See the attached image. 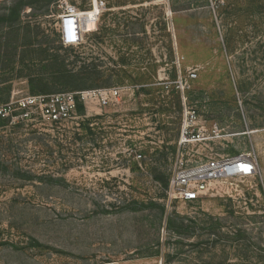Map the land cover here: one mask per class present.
<instances>
[{"label": "rangeland", "instance_id": "1", "mask_svg": "<svg viewBox=\"0 0 264 264\" xmlns=\"http://www.w3.org/2000/svg\"><path fill=\"white\" fill-rule=\"evenodd\" d=\"M113 87L59 124L0 120V264H264V0H0V101ZM185 105L206 139L179 145ZM249 152L255 176L168 195Z\"/></svg>", "mask_w": 264, "mask_h": 264}, {"label": "built area", "instance_id": "2", "mask_svg": "<svg viewBox=\"0 0 264 264\" xmlns=\"http://www.w3.org/2000/svg\"><path fill=\"white\" fill-rule=\"evenodd\" d=\"M58 31L62 45L69 47L80 44L84 38L80 11L66 9L60 13ZM120 90V87H113L12 97L10 101H0V119L11 123L41 119L51 125L59 124L76 113L79 101L85 102L89 97H94L98 102L106 105ZM205 133L204 122L197 120L195 112L190 111L185 105L178 144L204 140ZM136 158H142V154H136ZM258 169V157L253 152L201 158L173 173L168 183V195L185 202L196 201L210 190L214 182L222 179L253 177L258 173Z\"/></svg>", "mask_w": 264, "mask_h": 264}, {"label": "trees", "instance_id": "3", "mask_svg": "<svg viewBox=\"0 0 264 264\" xmlns=\"http://www.w3.org/2000/svg\"><path fill=\"white\" fill-rule=\"evenodd\" d=\"M79 103H80V101L78 102V106H79ZM1 120V119H0ZM2 121V120H1Z\"/></svg>", "mask_w": 264, "mask_h": 264}, {"label": "bare ground", "instance_id": "4", "mask_svg": "<svg viewBox=\"0 0 264 264\" xmlns=\"http://www.w3.org/2000/svg\"><path fill=\"white\" fill-rule=\"evenodd\" d=\"M259 170V169H258Z\"/></svg>", "mask_w": 264, "mask_h": 264}]
</instances>
